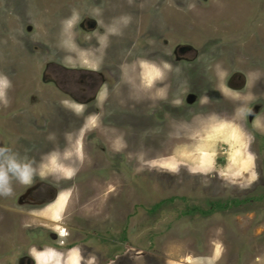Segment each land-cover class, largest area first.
<instances>
[{
  "label": "rangeland",
  "instance_id": "374dc122",
  "mask_svg": "<svg viewBox=\"0 0 264 264\" xmlns=\"http://www.w3.org/2000/svg\"><path fill=\"white\" fill-rule=\"evenodd\" d=\"M50 64L109 72L76 99ZM0 77V150L29 165L0 264H264V0H0ZM38 179L57 198L20 204Z\"/></svg>",
  "mask_w": 264,
  "mask_h": 264
},
{
  "label": "flooded vegetation",
  "instance_id": "af4514ba",
  "mask_svg": "<svg viewBox=\"0 0 264 264\" xmlns=\"http://www.w3.org/2000/svg\"><path fill=\"white\" fill-rule=\"evenodd\" d=\"M95 22L90 20L89 17H85L83 26L86 28H94ZM175 52L179 55L192 54L195 55L194 49L186 44L178 43L174 46ZM185 57V56H184ZM63 67L55 64L48 65V71L57 77V80H61L60 84H63L65 88L69 89L70 95L76 99H92L97 95L98 89L101 87L104 81H107V75L104 74L109 72L105 70L104 73H99L95 71H78L79 74H74L71 72L70 75L64 73ZM242 77H238L236 80H240ZM229 80V85L230 81ZM231 86V85H230ZM59 188L57 185H53L51 182L38 179L34 184H32L22 195L20 199V204L28 202L31 207H38L46 203H51L58 196ZM27 199V200H25ZM23 205V204H22Z\"/></svg>",
  "mask_w": 264,
  "mask_h": 264
},
{
  "label": "clouds",
  "instance_id": "9594fccd",
  "mask_svg": "<svg viewBox=\"0 0 264 264\" xmlns=\"http://www.w3.org/2000/svg\"><path fill=\"white\" fill-rule=\"evenodd\" d=\"M0 82L6 84V78L0 77ZM2 96L3 93L0 92V97ZM10 175L26 182L29 178V165L18 162L15 157H6L0 150V193L9 194L11 192Z\"/></svg>",
  "mask_w": 264,
  "mask_h": 264
},
{
  "label": "trees",
  "instance_id": "16d2710c",
  "mask_svg": "<svg viewBox=\"0 0 264 264\" xmlns=\"http://www.w3.org/2000/svg\"><path fill=\"white\" fill-rule=\"evenodd\" d=\"M258 198V197H257ZM260 199H264V194H261ZM169 201L170 200H173L172 198H169L168 199ZM250 200L249 197H245V198H237V197H232V198H229L228 200H225V201H220V200H212L209 202V209H205L204 207H200V206H193L191 208H188L187 210L183 211V213L187 214H191V213H194V212H201L203 214H211L214 209H227V208H231L233 206H238L240 204H243V203H246ZM165 201V200H164ZM164 201H161L157 204H155L153 207H152V211H155L157 209H159V207L162 206V203H164Z\"/></svg>",
  "mask_w": 264,
  "mask_h": 264
},
{
  "label": "water",
  "instance_id": "95a60500",
  "mask_svg": "<svg viewBox=\"0 0 264 264\" xmlns=\"http://www.w3.org/2000/svg\"><path fill=\"white\" fill-rule=\"evenodd\" d=\"M242 77L240 80H236L238 77ZM244 81V77L240 74H236L235 76H233L232 77V80L230 81V85L231 86H235V85H237V86H239L240 85V83H242Z\"/></svg>",
  "mask_w": 264,
  "mask_h": 264
},
{
  "label": "snow or ice",
  "instance_id": "6c2138e0",
  "mask_svg": "<svg viewBox=\"0 0 264 264\" xmlns=\"http://www.w3.org/2000/svg\"><path fill=\"white\" fill-rule=\"evenodd\" d=\"M63 234V233H62Z\"/></svg>",
  "mask_w": 264,
  "mask_h": 264
}]
</instances>
